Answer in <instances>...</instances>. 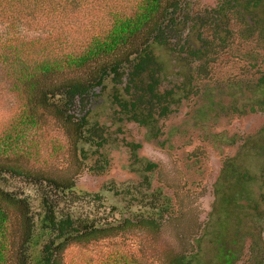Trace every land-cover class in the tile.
<instances>
[{
  "label": "rangeland",
  "instance_id": "1",
  "mask_svg": "<svg viewBox=\"0 0 264 264\" xmlns=\"http://www.w3.org/2000/svg\"><path fill=\"white\" fill-rule=\"evenodd\" d=\"M219 1L185 0L192 13ZM245 1L240 0V9L250 23L233 24V43L218 54L209 93L192 97L195 106L192 99L182 100L176 112L160 121L159 135H154L153 126L116 118L117 107L109 98L110 80L88 100V121L105 123L111 131L106 173L89 172V163L81 160L74 146L71 129L49 115L27 130L22 144L28 150L26 156L18 162L12 157L4 161L34 174L73 178L77 190L101 192L108 203L119 205L123 216L144 214L136 206L137 214H130L124 201L105 191L104 183L131 182L148 174L151 189L172 198L173 213L155 217L156 228L132 226L113 236L69 244L62 264H171L178 255L186 256L185 264H264V110H247L264 98V86L255 84L256 63L264 67V0L256 6H245ZM142 2L80 0L81 6L72 8L66 18H52L57 20L48 24L50 30L43 32V27L32 25L20 33L23 40L49 34L43 44L30 49V56L33 51L36 58L79 55L93 36L106 33L114 15L132 16ZM244 28L248 32L242 33ZM152 48L164 83L190 71L187 60L170 48L160 44ZM1 73L0 139L20 130L23 124L18 123L26 112L21 94L9 90ZM229 106L237 107L240 114H226ZM165 140L170 149L161 146ZM123 141L141 143L138 162H132ZM199 150L203 152L197 161L187 159L189 152ZM148 161L158 164L152 172L143 170Z\"/></svg>",
  "mask_w": 264,
  "mask_h": 264
},
{
  "label": "trees",
  "instance_id": "2",
  "mask_svg": "<svg viewBox=\"0 0 264 264\" xmlns=\"http://www.w3.org/2000/svg\"><path fill=\"white\" fill-rule=\"evenodd\" d=\"M239 2L220 0L192 13L185 0H143L134 15H114L106 33L93 36L79 55L36 58L35 51L30 56V49L43 44V37L49 34L23 40L20 29L35 25L48 31L52 18H66L67 12L81 6L80 0H0V26L4 29L0 71L9 90L21 94L26 107L18 123L23 124L20 130L0 139V264H62V253L69 244L113 236L132 226L156 228L155 217L173 213L172 198L152 190L148 174L131 182L104 183L105 191L124 201L130 214L135 213L134 206L144 214L123 216L119 205L108 203L101 192L77 190L73 178L34 174L4 161L12 157L18 162L26 156L28 150L22 144L27 130L49 115L71 129L74 146L81 160L89 163V172L106 173L111 131L105 123L88 121V100L99 95L98 90L110 80L109 98L117 107L116 118L153 126L154 135H159L160 121L176 112L182 100L192 99L195 106L192 97L209 93L218 54L233 43V24L250 23ZM258 2L244 3L256 6ZM245 30L248 32L244 28L242 33ZM154 44L186 59L190 66L186 76L164 83ZM256 68L255 84L264 86V67L256 63ZM226 109V114H240L235 106ZM247 110H264V98L248 105ZM123 142L132 162H138L136 151L141 143ZM166 142L161 146L170 149ZM202 152H189L187 159L197 161ZM157 166L148 161L143 170L152 172ZM185 258L178 255L170 263L185 264Z\"/></svg>",
  "mask_w": 264,
  "mask_h": 264
}]
</instances>
